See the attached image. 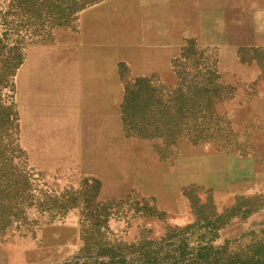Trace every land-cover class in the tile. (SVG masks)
Wrapping results in <instances>:
<instances>
[{
  "label": "rangeland",
  "instance_id": "374dc122",
  "mask_svg": "<svg viewBox=\"0 0 264 264\" xmlns=\"http://www.w3.org/2000/svg\"><path fill=\"white\" fill-rule=\"evenodd\" d=\"M104 1L0 0V264H80L115 243L151 253L168 233L264 244V51L231 27L246 0H176L190 34L159 72L112 66L109 91L82 88L58 53ZM180 107L185 137H168L160 121Z\"/></svg>",
  "mask_w": 264,
  "mask_h": 264
},
{
  "label": "crops",
  "instance_id": "0c3cea01",
  "mask_svg": "<svg viewBox=\"0 0 264 264\" xmlns=\"http://www.w3.org/2000/svg\"><path fill=\"white\" fill-rule=\"evenodd\" d=\"M186 2H181L183 7ZM236 8L246 18L232 19V30L252 32L248 45L264 51V0L238 1ZM175 13L176 0H106L86 12L88 24L82 34L60 43L58 53L61 56L63 48H68L72 59L79 62V74L74 77L82 88L109 91L112 77L118 76L112 66L119 63H127L137 76L159 72L160 62L165 61L162 56L174 49L176 38L190 34V28L183 26L176 33ZM215 22L220 23L215 29L227 30L222 21ZM258 97L264 101V85ZM95 108L104 114L100 106Z\"/></svg>",
  "mask_w": 264,
  "mask_h": 264
},
{
  "label": "trees",
  "instance_id": "16d2710c",
  "mask_svg": "<svg viewBox=\"0 0 264 264\" xmlns=\"http://www.w3.org/2000/svg\"><path fill=\"white\" fill-rule=\"evenodd\" d=\"M100 1L102 0H72V3L74 10L79 12ZM177 86L181 87L182 82L179 81ZM127 93L124 102L125 111L129 110L130 103L129 92ZM186 112L182 107L176 112L173 111L170 113L169 121H160L159 130L167 131L165 133L169 134L168 137L184 138L187 124L182 122V119L186 117ZM13 158L10 159L11 162ZM16 207L20 209L19 206ZM185 235L186 232L179 233L178 238H175L169 233L166 234L162 242L158 243L157 250L151 253H148L144 247L152 244L153 241L141 243L143 249L138 253L127 250L126 245L122 243H115L110 249L97 251L96 254H90L89 250L84 249L86 261L80 264H93L95 261L92 263V260L101 261L98 262L99 264H264V244H253L249 249L229 250L226 245L213 246L210 240L201 239L197 246L189 248L188 238ZM161 244L173 248L164 250Z\"/></svg>",
  "mask_w": 264,
  "mask_h": 264
},
{
  "label": "bare ground",
  "instance_id": "6f19581e",
  "mask_svg": "<svg viewBox=\"0 0 264 264\" xmlns=\"http://www.w3.org/2000/svg\"><path fill=\"white\" fill-rule=\"evenodd\" d=\"M87 18V17H86ZM88 24V23H87ZM89 24H90V22H89ZM184 167V166H183Z\"/></svg>",
  "mask_w": 264,
  "mask_h": 264
}]
</instances>
